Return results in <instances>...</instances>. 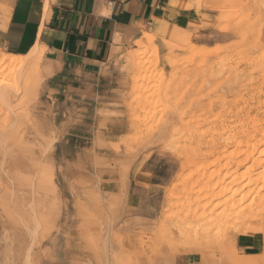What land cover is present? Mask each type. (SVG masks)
Instances as JSON below:
<instances>
[{"label": "rangeland", "instance_id": "374dc122", "mask_svg": "<svg viewBox=\"0 0 264 264\" xmlns=\"http://www.w3.org/2000/svg\"><path fill=\"white\" fill-rule=\"evenodd\" d=\"M206 1L223 43L193 47L174 29L180 44L156 36L157 65L138 71L142 34L110 61L112 89L88 117H46L41 52L2 84L0 264H264V184L251 169L264 0ZM251 234L263 254L244 259L235 239Z\"/></svg>", "mask_w": 264, "mask_h": 264}, {"label": "crops", "instance_id": "0c3cea01", "mask_svg": "<svg viewBox=\"0 0 264 264\" xmlns=\"http://www.w3.org/2000/svg\"><path fill=\"white\" fill-rule=\"evenodd\" d=\"M206 0H0V50L27 54L34 45L45 63L46 117H88L106 103L112 88L109 63L140 38L176 37L193 47L223 43L215 12ZM172 34V35H171ZM165 36V37H164ZM145 37V38H144ZM163 55V54H162ZM235 246L244 259L263 254V239L238 235ZM187 254L172 264H196Z\"/></svg>", "mask_w": 264, "mask_h": 264}, {"label": "bare ground", "instance_id": "6f19581e", "mask_svg": "<svg viewBox=\"0 0 264 264\" xmlns=\"http://www.w3.org/2000/svg\"><path fill=\"white\" fill-rule=\"evenodd\" d=\"M170 32L173 33L172 31H170ZM179 37L180 36H178V37L176 36V37L172 38L171 39L172 41L169 40L168 41L169 43L167 45L171 46V45H175V44H180L181 41H179V40H180L181 37L180 38ZM178 38H179V40H178ZM151 41L152 40H151L150 37H146V40L145 39L144 40L140 39V41L138 42V49L139 50L133 56L134 59L138 60V63H137L138 71H140L139 69H141L143 67L145 68L146 65H147L146 66L147 68H148V66L151 67V65H155V64L157 65V62H158V51H157V49H152V48L149 47V46H151ZM163 46H164V44H163ZM149 49H152V54L149 57V58L153 57V60H151V61L145 60L148 51H150ZM40 52L41 51L38 48V46L34 45V47H32V49L25 55H15V54H9V53H6V52H5V57L0 55V87L2 88V84L6 83L8 81L14 80V78L17 75L22 73L23 68L25 67V65L27 63H29L31 60H33L34 58L38 57ZM194 53L195 54H192V55L190 54L189 58H194L195 55L196 56L197 55L198 56H203V57H205L207 55L206 53H196V52H194ZM141 70H143V69H141ZM4 71H6V74H3ZM9 94L10 93L7 92V91H2V92L0 91L1 99L2 98H6L7 96H9ZM258 130H260V129H258ZM258 130H256V132H257V134L259 133L262 138L259 141H256L257 143L254 144L253 147H252V148H254L255 153L258 152V155L254 159L253 166H252L251 169L254 172V176L253 177L255 179V182L264 184V130H260V131H258ZM253 139H254V137H253ZM260 146H263V148L261 147L262 149L258 150L260 148ZM252 153H254V152H252ZM234 171L235 172H233V174H232L233 175V180H234V182H237V181H239L242 178V175L241 176L238 175L237 167H236V169H234Z\"/></svg>", "mask_w": 264, "mask_h": 264}]
</instances>
